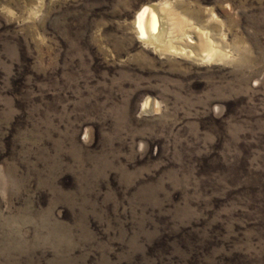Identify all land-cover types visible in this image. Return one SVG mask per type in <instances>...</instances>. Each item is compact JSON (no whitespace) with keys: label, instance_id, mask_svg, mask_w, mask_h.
<instances>
[{"label":"rangeland","instance_id":"1","mask_svg":"<svg viewBox=\"0 0 264 264\" xmlns=\"http://www.w3.org/2000/svg\"><path fill=\"white\" fill-rule=\"evenodd\" d=\"M0 264H264V0H0Z\"/></svg>","mask_w":264,"mask_h":264},{"label":"bare ground","instance_id":"2","mask_svg":"<svg viewBox=\"0 0 264 264\" xmlns=\"http://www.w3.org/2000/svg\"><path fill=\"white\" fill-rule=\"evenodd\" d=\"M155 14L153 13V10H152V8H150V7H145L143 10H142V12L140 13V15H139V19H138V25H139V30H140V35H141V37H142V39H145V40H147L146 38H149V37H151V36H153V37H157L159 34H160V36H162V34L163 33H158V34H156L158 31H157V29L155 30L154 29V27H155V24L156 23H154L155 22ZM158 21V20H157ZM179 22V21H178ZM158 23V22H157ZM160 26V25H159ZM182 26H183V23L182 22H179V23H176L175 24V27L174 28H176V31H181V29H182ZM164 27V26H163ZM184 30V29H183ZM155 31V33H153ZM157 31V32H156ZM186 31V30H185ZM184 31V32H185ZM164 32V31H163ZM183 32V31H182ZM187 33V32H186ZM183 35H185V34H183ZM188 35V34H187ZM160 36H159V38H158V40H160L161 38H160ZM178 36H179V34H178ZM190 36V34L188 35V37ZM151 39V38H150ZM180 39V38H179ZM190 39V38H189ZM156 40V39H155ZM191 40V39H190ZM149 41V40H148ZM152 41V40H151ZM150 41V43H153L154 42V40H153V42H151ZM157 41V40H156ZM207 41V40H206ZM149 43V44H150ZM203 43V44H202ZM202 45L205 47H207V44L208 43H210V42H205V41H202ZM156 44V43H155ZM161 44V43H160ZM173 45V44H172ZM171 45V46H172ZM210 45V44H209ZM211 47V46H210ZM203 48V47H202ZM168 49V48H167ZM175 49V48H174ZM173 49V50H174ZM183 49V48H182ZM182 49H181V51H182ZM213 49V48H212ZM169 50V49H168ZM171 50V49H170ZM184 50V49H183ZM187 50V49H186ZM203 50V49H202ZM204 52H205V50H203ZM203 51H201V52H203ZM207 51V50H206ZM184 52V51H183ZM182 52V53H183ZM203 52V53H204ZM210 52V51H209ZM209 52H207V53H209ZM202 53V54H203ZM206 53V52H205ZM212 53V52H211ZM192 54V53H191ZM209 55H210V53H209ZM147 104V103H146ZM146 106V105H145Z\"/></svg>","mask_w":264,"mask_h":264}]
</instances>
